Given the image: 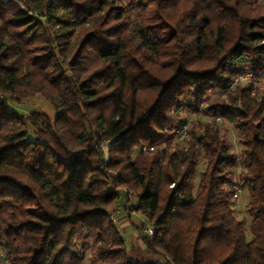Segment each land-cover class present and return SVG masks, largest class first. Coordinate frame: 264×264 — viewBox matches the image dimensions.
Returning a JSON list of instances; mask_svg holds the SVG:
<instances>
[{"label":"trees","instance_id":"16d2710c","mask_svg":"<svg viewBox=\"0 0 264 264\" xmlns=\"http://www.w3.org/2000/svg\"><path fill=\"white\" fill-rule=\"evenodd\" d=\"M262 76L264 0H0V264H264Z\"/></svg>","mask_w":264,"mask_h":264},{"label":"rangeland","instance_id":"374dc122","mask_svg":"<svg viewBox=\"0 0 264 264\" xmlns=\"http://www.w3.org/2000/svg\"><path fill=\"white\" fill-rule=\"evenodd\" d=\"M259 84L261 85V87H264V76H262V77L259 78ZM37 104L40 105L42 103L39 104V102H38ZM229 139L233 143V145L235 147L234 149L235 150L237 148L239 149V147L236 145V139H235V136H234V132L230 131V133H229ZM127 198H128V200H131L132 201L135 198V194L132 193V192H130V193L127 194ZM244 202H245V197H244V194H243V197L241 198L240 203L237 204L238 206H236V215H237L238 219H244L246 221V223H247L248 220H249V218L245 214V212L243 211ZM118 211H119V208L115 209L114 214H112V218L113 219H114V217H116L117 215H119L121 213V212H119L117 214ZM120 217H122V215ZM132 217H133V219H135L137 217L140 218L136 214L133 215ZM138 221L139 222H144L143 219H141V218ZM130 223H131L130 222V219H127V215L126 216H123L121 218V220L119 221V228L121 229V232L125 233V237L128 240V242L134 238V234L133 233L135 231L133 228L129 227L130 226L129 225ZM127 227H129V228H127ZM125 228H127L126 231H125ZM135 237H137V235ZM136 240H137V238H136Z\"/></svg>","mask_w":264,"mask_h":264},{"label":"built area","instance_id":"2783aa9c","mask_svg":"<svg viewBox=\"0 0 264 264\" xmlns=\"http://www.w3.org/2000/svg\"><path fill=\"white\" fill-rule=\"evenodd\" d=\"M250 80H251L250 76H237L234 78V84L235 83H247ZM178 133H179V139H184L187 136L186 126H183L182 128H180ZM233 190H234V194H233L234 202L236 204H239L241 198L243 197V192L240 189L239 185H237V184H235L233 186ZM111 217H112V215H111ZM143 233L148 234V235H152L153 230L148 225H145L143 227Z\"/></svg>","mask_w":264,"mask_h":264}]
</instances>
